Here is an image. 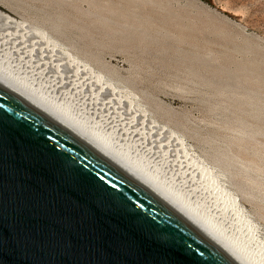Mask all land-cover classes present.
Returning a JSON list of instances; mask_svg holds the SVG:
<instances>
[{
	"label": "rangeland",
	"instance_id": "1",
	"mask_svg": "<svg viewBox=\"0 0 264 264\" xmlns=\"http://www.w3.org/2000/svg\"><path fill=\"white\" fill-rule=\"evenodd\" d=\"M0 10L6 70L128 142L231 231L212 192L229 197L264 261V0H0Z\"/></svg>",
	"mask_w": 264,
	"mask_h": 264
},
{
	"label": "water",
	"instance_id": "2",
	"mask_svg": "<svg viewBox=\"0 0 264 264\" xmlns=\"http://www.w3.org/2000/svg\"><path fill=\"white\" fill-rule=\"evenodd\" d=\"M0 264H236L0 84Z\"/></svg>",
	"mask_w": 264,
	"mask_h": 264
},
{
	"label": "bare ground",
	"instance_id": "3",
	"mask_svg": "<svg viewBox=\"0 0 264 264\" xmlns=\"http://www.w3.org/2000/svg\"><path fill=\"white\" fill-rule=\"evenodd\" d=\"M4 16L8 17L0 10V17ZM0 84L22 97L86 145L100 152L112 164L194 226L236 264H264L261 254L250 246V241L253 238L251 225L244 224L243 220H240L242 218L237 216V209L230 202L229 197L212 192L218 200V213L221 217L227 210L234 215L231 224L235 227L231 225V231L222 222H219L215 218L216 216H212L213 214L211 215L202 203L191 200L182 190L168 184L169 181L166 178L161 177L158 171L150 168L148 161H142L139 156L129 153L126 150L128 142L120 141L121 144L118 143L119 141H114L113 138L107 136L104 129L101 130L97 127L94 120H86L80 114L74 113L63 104L62 100L46 95L36 86L30 85L18 75L6 70L1 63ZM198 173L203 177V172L201 173L199 170ZM210 179L205 176V182L212 190L214 185ZM234 228L235 232H233Z\"/></svg>",
	"mask_w": 264,
	"mask_h": 264
}]
</instances>
